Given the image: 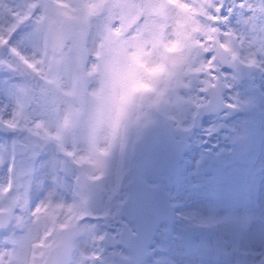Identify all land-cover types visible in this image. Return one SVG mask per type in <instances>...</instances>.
Instances as JSON below:
<instances>
[{
  "label": "rangeland",
  "instance_id": "obj_1",
  "mask_svg": "<svg viewBox=\"0 0 264 264\" xmlns=\"http://www.w3.org/2000/svg\"><path fill=\"white\" fill-rule=\"evenodd\" d=\"M62 17L75 32L54 52ZM0 44V264H42L65 228V264H128L118 207L139 138L165 117L187 126L219 70L231 110L203 117L162 182L175 219L138 264H264V0H0Z\"/></svg>",
  "mask_w": 264,
  "mask_h": 264
},
{
  "label": "water",
  "instance_id": "obj_2",
  "mask_svg": "<svg viewBox=\"0 0 264 264\" xmlns=\"http://www.w3.org/2000/svg\"><path fill=\"white\" fill-rule=\"evenodd\" d=\"M46 34L53 50L63 49L70 41L74 32L73 24L67 18L60 21H49ZM211 51L222 66L233 64L238 66L234 59L228 60V55L216 39L211 38ZM1 48V46H0ZM2 63H0V69ZM208 102L198 105L191 119V126L187 129L173 128L165 118L160 125H155L143 132L139 149L135 156L134 169L140 174L154 172L162 175L168 182L169 177L178 170V163L187 151V141L193 131L200 126L204 115L229 110L221 98L225 89L222 81H215L205 87ZM0 131L9 130L0 122ZM128 195L119 207V214L129 222H135V233L131 234L126 223H122L118 233V244L130 253V264H136L139 257L146 251L151 238L158 229L159 223L171 222L174 218L173 207L168 201L167 193L161 189L158 182L155 188L144 183L138 175H134L126 184ZM13 208L0 211V229L10 222ZM74 234L71 228H66L61 241L48 250L42 264H65L70 255L69 238Z\"/></svg>",
  "mask_w": 264,
  "mask_h": 264
},
{
  "label": "flooded vegetation",
  "instance_id": "obj_3",
  "mask_svg": "<svg viewBox=\"0 0 264 264\" xmlns=\"http://www.w3.org/2000/svg\"><path fill=\"white\" fill-rule=\"evenodd\" d=\"M86 44H84V46H85Z\"/></svg>",
  "mask_w": 264,
  "mask_h": 264
}]
</instances>
